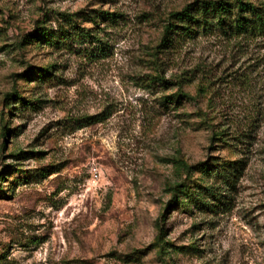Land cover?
<instances>
[{"label": "rangeland", "instance_id": "obj_1", "mask_svg": "<svg viewBox=\"0 0 264 264\" xmlns=\"http://www.w3.org/2000/svg\"><path fill=\"white\" fill-rule=\"evenodd\" d=\"M195 1L0 0V264H264V33Z\"/></svg>", "mask_w": 264, "mask_h": 264}, {"label": "trees", "instance_id": "obj_2", "mask_svg": "<svg viewBox=\"0 0 264 264\" xmlns=\"http://www.w3.org/2000/svg\"><path fill=\"white\" fill-rule=\"evenodd\" d=\"M231 13L233 14L232 25L240 34L252 31L264 33V10L259 6L243 0H234L233 2L228 0H197L187 4L179 11L170 13V18L163 28L161 44L168 48L174 42L175 35L190 33L193 25H203L201 23L208 14L213 15L216 23L221 25L226 23L225 16ZM11 95L14 96V94ZM227 171L225 168L215 175L225 177ZM205 191L213 194L208 188H205Z\"/></svg>", "mask_w": 264, "mask_h": 264}]
</instances>
